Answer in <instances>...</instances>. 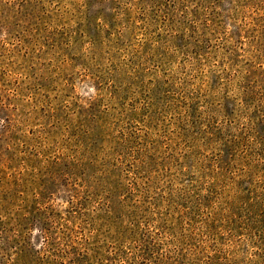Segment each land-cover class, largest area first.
<instances>
[{
	"label": "rangeland",
	"instance_id": "obj_1",
	"mask_svg": "<svg viewBox=\"0 0 264 264\" xmlns=\"http://www.w3.org/2000/svg\"><path fill=\"white\" fill-rule=\"evenodd\" d=\"M0 264H264V0H0Z\"/></svg>",
	"mask_w": 264,
	"mask_h": 264
}]
</instances>
